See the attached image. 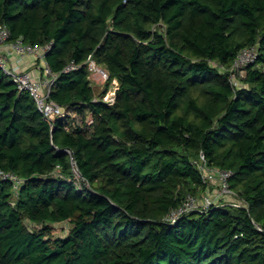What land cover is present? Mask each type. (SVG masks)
<instances>
[{
  "label": "trees",
  "instance_id": "16d2710c",
  "mask_svg": "<svg viewBox=\"0 0 264 264\" xmlns=\"http://www.w3.org/2000/svg\"><path fill=\"white\" fill-rule=\"evenodd\" d=\"M0 22L52 43L50 97L69 114L50 126L0 69V169L23 180L0 181V264H264V0H0ZM89 54L109 73L99 92ZM200 152L241 205L171 225L213 193Z\"/></svg>",
  "mask_w": 264,
  "mask_h": 264
},
{
  "label": "built area",
  "instance_id": "2783aa9c",
  "mask_svg": "<svg viewBox=\"0 0 264 264\" xmlns=\"http://www.w3.org/2000/svg\"><path fill=\"white\" fill-rule=\"evenodd\" d=\"M9 37L10 31L7 25L0 22V69L12 80L19 91L26 92L33 98L40 114L49 120L50 126H53L56 118L67 117L69 114L50 97L56 75L45 62V56L51 49L52 43L33 45L25 42L22 36L11 41H9ZM24 56H32L36 61L43 63L39 73L33 74L28 69H21L15 63V61H20ZM256 57L257 50L254 46L241 49L231 64L230 77L233 78L235 72L239 74L244 73L243 68L249 64H253ZM85 64L88 70V79L91 82L94 84H104L108 80V71L96 62L92 54L87 56ZM78 67V64L70 62L65 66L63 71L69 72ZM113 82L116 83V80H113ZM101 99L105 102H112L114 91L111 92V89H109ZM66 152L70 154L68 149ZM194 163L198 166L203 181L216 184L215 191L211 195L203 197L201 207H199L194 196L187 195L183 204L170 212L165 218L171 225L175 224L185 212L192 210L203 211L221 196L224 200L220 201L221 203H229L232 206L241 205L240 201L235 202L229 198L230 196H235V193L229 186V180L232 176L231 170L209 167L202 152L199 153V157L194 160ZM2 180L12 182L14 188H18L23 182L15 172L0 169V181ZM218 204L220 203L218 202Z\"/></svg>",
  "mask_w": 264,
  "mask_h": 264
},
{
  "label": "rangeland",
  "instance_id": "374dc122",
  "mask_svg": "<svg viewBox=\"0 0 264 264\" xmlns=\"http://www.w3.org/2000/svg\"><path fill=\"white\" fill-rule=\"evenodd\" d=\"M103 85H104L103 83H97L96 84L95 88L97 89V92L102 90ZM115 85H116V83H114V82H112L111 85H109V89H111V92L114 91ZM215 186H216V184H215ZM199 197H202V195H200ZM221 201H224V200L221 199ZM50 225H51L52 234L57 235V236L65 235L69 231V227H70V223L68 221L52 223ZM32 227H34V226H32Z\"/></svg>",
  "mask_w": 264,
  "mask_h": 264
},
{
  "label": "crops",
  "instance_id": "0c3cea01",
  "mask_svg": "<svg viewBox=\"0 0 264 264\" xmlns=\"http://www.w3.org/2000/svg\"><path fill=\"white\" fill-rule=\"evenodd\" d=\"M4 49H6V48H4ZM15 63H17V65L21 69H28L33 74L39 73L40 72V67L43 64L41 61H36L35 58H33L32 56H24L20 61H15ZM212 186L214 187L213 188V193H214L215 185L212 184ZM221 199H223V198H221Z\"/></svg>",
  "mask_w": 264,
  "mask_h": 264
}]
</instances>
